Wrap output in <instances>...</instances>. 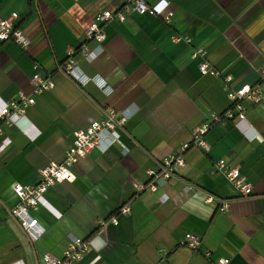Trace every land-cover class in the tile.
<instances>
[{
  "label": "crops",
  "instance_id": "obj_1",
  "mask_svg": "<svg viewBox=\"0 0 264 264\" xmlns=\"http://www.w3.org/2000/svg\"><path fill=\"white\" fill-rule=\"evenodd\" d=\"M122 1L0 0V17L16 13L30 41L27 51L0 42V100L19 92L34 99L15 125H2L0 141L8 138L10 145L0 155V264H42L45 254L61 258L74 238L91 240L76 264H214L220 258L264 264V85L262 100L246 104L243 123L213 125L204 135L207 150L185 151L178 175L156 181L154 191L132 185L146 184V172L156 171L162 157L231 107L221 82L200 74L201 61L230 75L232 90L259 83L264 0H144L167 3L170 22L130 12L123 23L105 25L104 41L89 43L87 58L77 57L82 74L112 88L105 95L57 68L67 48L83 43L95 16ZM173 36L190 41L173 42ZM197 48L204 56L192 59ZM33 64L53 80L52 90L33 92ZM109 107L126 117L118 142L80 160L73 182L47 190L44 203L29 211L44 233L29 240L10 215L18 202L12 186L36 184L40 169L63 159L74 133ZM220 159L240 169L250 196L239 197L215 169ZM123 207L129 212L121 214ZM188 234L200 239L196 251L184 245Z\"/></svg>",
  "mask_w": 264,
  "mask_h": 264
},
{
  "label": "built area",
  "instance_id": "obj_2",
  "mask_svg": "<svg viewBox=\"0 0 264 264\" xmlns=\"http://www.w3.org/2000/svg\"><path fill=\"white\" fill-rule=\"evenodd\" d=\"M130 12L160 18L165 23H169L173 15V11L164 1L155 5H149L144 0H123L119 8L112 11H102L95 16L94 21L83 32V43L77 48L66 49L65 58L58 66V71L80 86L92 82L102 93L109 95L112 92V88L106 81L100 79L98 76L86 77L80 72L77 66V57L82 56L83 58H87L90 55L88 44L95 43L99 45L104 41L105 25L111 21L123 23ZM18 21L19 17L16 13H12L6 18L0 17V42H10L20 50L27 51L30 41L24 34L23 29L17 24ZM171 39L173 42L184 40L188 43L190 41L186 37L182 38L178 36H173ZM203 56V49L197 48L193 50L191 57L195 59L197 57L202 58ZM32 70L33 73L29 81L34 93L38 94L54 88L53 80L49 76H43L37 64L32 65ZM198 70L200 74L210 75L221 82L222 89L230 101L231 107L221 115H211L207 122L196 127L190 135V140L182 144L178 152L162 157L156 171L150 170L146 172L149 177V181L146 184L132 183L134 189L137 191H154L156 189V181L168 180L178 175L179 171L185 166V151L191 147L203 151L207 150L208 145L204 140V135L211 126L217 124L224 125L230 121L237 128L244 122L246 104H257L262 100L259 87L260 85H264V66L258 71V84H243L236 90L230 88V83L232 82L230 75L222 74L205 62V60L198 64ZM33 104L34 99L21 92L11 101L4 102L0 100V137L3 135L2 125H15L17 119L25 115L26 108ZM125 123L126 117L121 113L115 111L113 108H106L101 119L90 122L84 130L74 133L73 141L64 152L63 159L59 163H50L38 171L39 179L36 184L22 185L18 183L12 186V191L17 197L18 202L10 210V215L18 222L29 240L35 241L44 233L43 227L30 215L29 211L36 210L39 205L44 203V194L55 184L73 182L75 179L73 168L80 160L87 157L91 151L99 150L103 153L116 144L119 140L118 133L123 129ZM9 145L10 140L8 138L1 139L0 155ZM215 169L234 187L239 197H248L252 194L251 185L246 182L238 167L229 166L223 159H220L216 162ZM206 201H211V198H208ZM225 209L226 205L224 204L221 210ZM129 210V207H123L120 209V213L125 214ZM111 222L116 224L115 219H112ZM184 245L192 251H196L200 246V239L188 234L185 236ZM90 249V239L82 241L74 238L68 242L61 258L45 254L42 257V264H76ZM204 256L209 257V253H205ZM228 263V259L220 258L214 264Z\"/></svg>",
  "mask_w": 264,
  "mask_h": 264
},
{
  "label": "water",
  "instance_id": "obj_3",
  "mask_svg": "<svg viewBox=\"0 0 264 264\" xmlns=\"http://www.w3.org/2000/svg\"><path fill=\"white\" fill-rule=\"evenodd\" d=\"M17 222V221H16ZM17 224H18V222H17ZM18 226H19V224H18ZM20 227V226H19ZM21 229V228H20ZM22 230V229H21Z\"/></svg>",
  "mask_w": 264,
  "mask_h": 264
}]
</instances>
